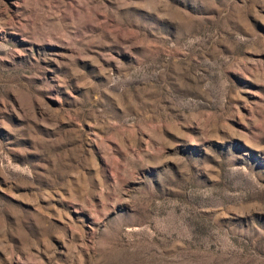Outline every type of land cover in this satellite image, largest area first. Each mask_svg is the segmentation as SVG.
I'll return each mask as SVG.
<instances>
[{"label":"rangeland","instance_id":"374dc122","mask_svg":"<svg viewBox=\"0 0 264 264\" xmlns=\"http://www.w3.org/2000/svg\"><path fill=\"white\" fill-rule=\"evenodd\" d=\"M0 264H264V0H0Z\"/></svg>","mask_w":264,"mask_h":264}]
</instances>
